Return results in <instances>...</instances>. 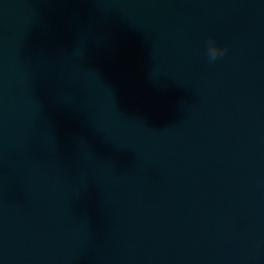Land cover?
Returning <instances> with one entry per match:
<instances>
[{
	"label": "water",
	"instance_id": "water-1",
	"mask_svg": "<svg viewBox=\"0 0 264 264\" xmlns=\"http://www.w3.org/2000/svg\"><path fill=\"white\" fill-rule=\"evenodd\" d=\"M0 264H264V0H0Z\"/></svg>",
	"mask_w": 264,
	"mask_h": 264
},
{
	"label": "clouds",
	"instance_id": "clouds-1",
	"mask_svg": "<svg viewBox=\"0 0 264 264\" xmlns=\"http://www.w3.org/2000/svg\"><path fill=\"white\" fill-rule=\"evenodd\" d=\"M226 47H221L215 39H210L207 48V55L210 61H215L217 58L225 54Z\"/></svg>",
	"mask_w": 264,
	"mask_h": 264
}]
</instances>
